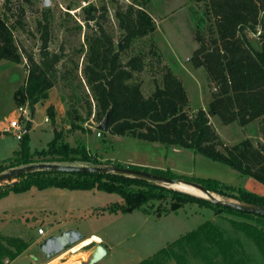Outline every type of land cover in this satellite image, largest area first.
Returning a JSON list of instances; mask_svg holds the SVG:
<instances>
[{
    "label": "rangeland",
    "instance_id": "1",
    "mask_svg": "<svg viewBox=\"0 0 264 264\" xmlns=\"http://www.w3.org/2000/svg\"><path fill=\"white\" fill-rule=\"evenodd\" d=\"M17 1L25 12L23 26L14 30V35L24 55L32 54L36 60H40L43 41L37 28L38 20L43 19L46 11H49L51 37L48 50L59 52L62 56L57 65L55 85L50 89L48 98L40 101L34 112L29 108L33 118L29 130L33 150L46 147L54 137L55 130H59L73 145L84 142L100 162L98 165L120 162L125 166L132 163L171 169L178 174L214 178L228 185L242 186L264 194V184L259 180L192 149L108 132L99 134V123L94 118L96 103L83 73L87 48L85 35L95 23L92 21L90 27L87 25L84 9H80L83 0H51L49 5H45L44 0ZM131 2L141 4L143 0H97L93 3L98 7L107 5V14L99 20L113 34L120 48L124 46V32L118 26L115 11L118 5ZM3 10L4 6L0 4V12ZM148 10L156 22V30L148 36L133 39L122 53L125 60L137 53L145 54V69L136 74V78L142 81L144 94L150 95L157 83L162 85L166 68L170 67L184 83L190 100L189 109L205 108L209 111L214 84L206 69L195 67L191 61L193 52L200 45L196 39L197 32L208 35L207 20L202 22V18H206V0H150ZM17 18L19 16L13 20ZM249 37L260 48L257 36L249 33ZM26 59L22 63L0 60V162L14 156L21 147L22 141L16 133L3 129L9 125L12 117L18 115L15 94L27 78ZM89 100L93 114L83 122L78 121L86 132L81 129L69 132L72 112L78 110L86 117ZM49 107L54 109L55 122L48 114ZM46 117L49 120L46 121ZM210 118L226 144H236L247 138L254 143L264 141V122L261 119L241 125L236 121L224 123L212 113ZM23 123L27 128L29 121L24 120ZM75 164L89 165L84 162ZM7 186L0 192V264H84L97 243L106 245L108 250L100 264H139L144 259L154 258L160 249L168 247L206 221L218 226L226 238L240 240L242 249L239 251L242 256L250 258L251 264H263V257L254 241L233 227L230 220H248L245 217L216 214L210 207L198 203H188L174 211L170 198L156 200L124 213L120 206L124 204V199L113 192L56 186L44 189L32 187L24 192H16ZM166 186L203 196L197 189L183 184ZM215 195L224 200H234L217 193ZM40 228H44L45 235H40ZM69 229L83 232L86 238L97 234L101 239L91 241L93 243L89 242L78 250L73 246L48 258L40 248L41 242L50 235H59ZM15 242L23 243L24 250L19 252ZM89 244L92 246L88 247ZM176 250L186 256L191 264H207L203 256L224 264L217 249L210 245L195 247L191 244ZM163 256L161 264H178L174 258Z\"/></svg>",
    "mask_w": 264,
    "mask_h": 264
},
{
    "label": "trees",
    "instance_id": "2",
    "mask_svg": "<svg viewBox=\"0 0 264 264\" xmlns=\"http://www.w3.org/2000/svg\"><path fill=\"white\" fill-rule=\"evenodd\" d=\"M149 2L150 0H143L141 4L131 2L117 6L115 16L118 26L124 32L122 48L116 45L113 34L99 20L107 14V5L98 7L91 4L84 8L87 25L90 27L92 21L95 24L85 35L87 48L83 73L96 103L94 118L100 125L108 117L106 128H99L100 132L189 148L226 163L241 174L250 175L264 184V141L254 143L247 138L236 144H226L210 118L212 113L227 124L236 121L247 125L258 119L264 122V0H206V18H202V22L207 20L208 35L197 32L196 39L200 45L193 52L191 61L195 67H204L214 84L209 111L205 108L189 109L190 100L184 83L170 67L166 68L162 85L157 83L153 92L145 95L142 81L136 78V74L145 69V54L137 53L126 60L123 58V50L133 39L148 36L156 30V22L148 10ZM24 12L19 1H5L4 10L0 13V60L22 63L27 58V78L16 90L15 99L17 105L28 103L34 112L36 105L48 98L50 89L55 85L57 65L62 56L59 52L48 50L51 37L49 11H46L44 20H38L37 28L43 41L40 60H36L32 54L27 57L24 55L14 35V30L23 26ZM15 16L19 18L13 20ZM249 33L257 36L260 48L253 44ZM92 111V102L89 100L86 117L78 110L72 112L69 132L76 129L86 132L83 124L78 121L89 119ZM48 114L55 122L52 107L48 108ZM31 127L29 122L21 138V147L14 156L0 162V172L41 161L84 162L93 166L100 163L84 142L73 145L59 130H55L54 137L46 147L33 150L29 135ZM115 165L126 164L118 162ZM128 166L172 179L199 182L211 192L238 202L264 205V194L242 186L228 185L218 179L191 177L171 169L135 164ZM19 178L21 180L8 185V189L24 192L32 187L44 189L56 186L117 193L124 199V204H120L124 213L156 200L170 198L174 211L188 203H198L210 207L216 214L229 213L245 217L248 220H230L233 227L243 231L254 241L264 264L262 214L238 210L220 202L214 203L208 197L114 172L36 170ZM191 244L195 247L206 244L216 248L224 264H251L250 258L242 256L239 251L242 249V242L226 238L222 230L211 221L202 223L168 247L160 249L154 258L144 259L139 264H161V255L174 258L178 264H191L186 256L176 250ZM15 245L19 252L25 248L21 242H15ZM203 257L207 264H219L212 258Z\"/></svg>",
    "mask_w": 264,
    "mask_h": 264
},
{
    "label": "water",
    "instance_id": "3",
    "mask_svg": "<svg viewBox=\"0 0 264 264\" xmlns=\"http://www.w3.org/2000/svg\"><path fill=\"white\" fill-rule=\"evenodd\" d=\"M51 0H44L45 5H49ZM121 46V45H119ZM108 117L99 125L100 129L106 128ZM36 170H55V171H87L93 170L97 172H114L119 174H125L132 177L143 178L162 185H174L176 183H183L188 186H192L201 192L206 194L210 200L214 203H223L225 205L232 206L238 210H243L250 213L262 214L264 215V205L254 204V203H243L234 200H224L218 198L215 193L208 190V188L195 181L185 180V179H172L170 177L157 174L144 169H137L131 166H120L115 164H102V165H80L75 163L66 162H32L29 164H23L15 167H11L7 170L0 172V190L6 185H14L18 182L17 178L25 175L27 173ZM10 181V182H8ZM86 239L83 232L76 229H69L63 231L61 234H53L46 237L40 244V248L45 252L48 258H53L54 256L60 254L61 252L73 247L79 242ZM107 246L102 243H97L92 249L88 262L84 264H100L102 259L107 254Z\"/></svg>",
    "mask_w": 264,
    "mask_h": 264
},
{
    "label": "built area",
    "instance_id": "4",
    "mask_svg": "<svg viewBox=\"0 0 264 264\" xmlns=\"http://www.w3.org/2000/svg\"><path fill=\"white\" fill-rule=\"evenodd\" d=\"M5 1L6 0H0V4H3V6H4ZM95 1H97V0H83L82 5L80 6V9H84L85 7L95 3ZM26 62H27V60H26ZM29 110L30 109H29L28 103L22 104V105H18V107H17L18 115L12 117V119L9 122V125L5 128V130L8 131V132H13L14 131L16 133L17 137L19 139H21L23 137L24 133L27 130V128H25V126H24L25 123H23L24 120H27L29 122L33 121V118L30 116V111ZM45 120L47 121V120H49V118L46 117ZM98 133L101 134L100 131ZM39 233H40V235H45L46 234L44 228H40L39 229ZM91 243H93V242H91Z\"/></svg>",
    "mask_w": 264,
    "mask_h": 264
},
{
    "label": "bare ground",
    "instance_id": "5",
    "mask_svg": "<svg viewBox=\"0 0 264 264\" xmlns=\"http://www.w3.org/2000/svg\"><path fill=\"white\" fill-rule=\"evenodd\" d=\"M181 184H183V183H179V185H181ZM174 185H175V184H174ZM183 185L188 186V185H186V184H183ZM189 187H192V186H189ZM192 188H194V187H192ZM194 189H196V188H194ZM197 190H198V189H197ZM184 191H185V190H184ZM198 191L201 192L200 190H198ZM187 192H188V191H187ZM201 193H203V192H201ZM194 194H195V193H194ZM198 195H199V194H198ZM200 195L206 196L205 193L200 194ZM99 240H100V237H99L98 235H92V236H90V237L84 239L83 241L79 242L78 244L74 245V249H75V250H78V249L82 248L83 246H85L87 243H89V242H91V241H99ZM66 264H70V263L68 262V263H66Z\"/></svg>",
    "mask_w": 264,
    "mask_h": 264
},
{
    "label": "crops",
    "instance_id": "6",
    "mask_svg": "<svg viewBox=\"0 0 264 264\" xmlns=\"http://www.w3.org/2000/svg\"><path fill=\"white\" fill-rule=\"evenodd\" d=\"M4 60H5V59H4ZM7 126H8V125H7ZM0 131H1V130H0ZM3 131H6L5 128L3 129ZM130 164H132V163H130ZM96 235H97V234H96ZM98 236H99V235H98ZM99 237H100V236H99ZM100 239H101V237H100Z\"/></svg>",
    "mask_w": 264,
    "mask_h": 264
},
{
    "label": "flooded vegetation",
    "instance_id": "7",
    "mask_svg": "<svg viewBox=\"0 0 264 264\" xmlns=\"http://www.w3.org/2000/svg\"><path fill=\"white\" fill-rule=\"evenodd\" d=\"M94 244H95V242H94ZM91 246H92V245H89L88 247H91ZM88 247H87V248H88Z\"/></svg>",
    "mask_w": 264,
    "mask_h": 264
}]
</instances>
